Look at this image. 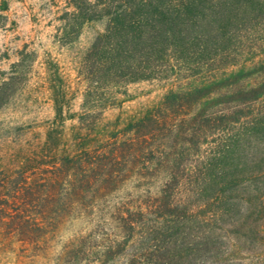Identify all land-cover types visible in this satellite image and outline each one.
<instances>
[{"label": "trees", "instance_id": "obj_1", "mask_svg": "<svg viewBox=\"0 0 264 264\" xmlns=\"http://www.w3.org/2000/svg\"><path fill=\"white\" fill-rule=\"evenodd\" d=\"M75 7V23L101 26L81 59L84 113L98 117L115 106L131 82L177 84L122 138L112 134L107 162L66 156L81 167L78 180L93 187L73 193L81 202L102 196L100 184L119 183L124 172L130 183L113 209L66 214L94 216L100 231L98 221L111 220L107 248L123 251L121 264H264V0H82ZM201 90L206 112L183 122V97L198 100ZM58 133L49 128L46 144L55 145ZM185 152L194 161H182Z\"/></svg>", "mask_w": 264, "mask_h": 264}, {"label": "rangeland", "instance_id": "obj_2", "mask_svg": "<svg viewBox=\"0 0 264 264\" xmlns=\"http://www.w3.org/2000/svg\"><path fill=\"white\" fill-rule=\"evenodd\" d=\"M79 1L0 0V85L9 83L0 105V264L123 262V251L107 248L113 237L111 220L98 221L103 225L100 231L93 226L94 216L73 218L66 211L85 206L107 211L125 202L128 174L122 173L123 180L116 184L109 178L100 184L102 196L81 202L73 193H90L93 187L78 180L81 167L65 158L80 154L85 162H107L116 147L112 134L122 138L128 123L155 110L177 84L131 82L117 95L115 106L98 117L84 113L81 59L101 26L95 21L75 23ZM201 93L198 100L183 97L180 120L187 123L197 112H206V90ZM52 126L58 128V140L47 145ZM198 132V152H206V127ZM195 158L185 152L181 160L189 163ZM35 222L46 231H35ZM208 260L207 264H221Z\"/></svg>", "mask_w": 264, "mask_h": 264}]
</instances>
